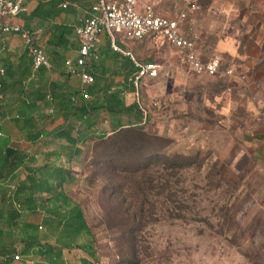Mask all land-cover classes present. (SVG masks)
<instances>
[{"label":"rangeland","instance_id":"374dc122","mask_svg":"<svg viewBox=\"0 0 264 264\" xmlns=\"http://www.w3.org/2000/svg\"><path fill=\"white\" fill-rule=\"evenodd\" d=\"M138 1L167 17L187 8L186 0ZM188 13L202 33V23ZM210 20L223 36L242 38L234 35L230 21ZM130 42L134 58L158 64L161 75L144 82L138 102L128 90L120 95L125 104L135 102L141 121L121 113L118 118L127 129L112 133L110 115L101 113L96 138L89 139L83 155L59 160L76 179L64 192L81 207L90 237H70L56 246L65 244L85 256L92 241L96 264H264V177L246 143L253 124L250 92L240 80L191 72L162 38ZM198 51L202 56V43ZM222 65L226 69L233 62L224 58ZM134 129H140L143 140L132 134ZM174 156L200 164L174 169L171 179L177 191H187L182 198L186 206L199 207L196 215L174 219L149 211L140 216L133 207L173 205L154 196L146 198L151 205L143 204L128 190L122 170L153 157L163 169ZM166 171L172 172L161 170L162 176Z\"/></svg>","mask_w":264,"mask_h":264},{"label":"crops","instance_id":"0c3cea01","mask_svg":"<svg viewBox=\"0 0 264 264\" xmlns=\"http://www.w3.org/2000/svg\"><path fill=\"white\" fill-rule=\"evenodd\" d=\"M195 1L196 10L191 12V15L195 16L200 24L202 23V33L194 29L192 19L188 17L189 20L181 24L183 34L186 37L193 35L197 37V50L198 43H202V56L199 51L198 53L203 61H208L214 58L213 56L219 57L221 69L233 71L232 76L223 77L242 81L250 92L253 124L247 133L246 143L251 150L254 163L264 177V124L254 120L255 108L264 100V0ZM94 2L96 0H24L26 11L5 20L25 29L37 31V41L44 50L50 67L36 72L32 69L30 57L26 53L21 38L15 34L2 35L0 27V66L4 69V74L0 76V133L2 134L0 137V199L4 196L13 197L16 185L24 182L26 178L22 167L14 168L9 165L6 154L12 149L13 143L25 142L30 135L29 129L19 131L11 122L13 116L28 118L34 113L29 110L32 107L31 100L28 102L25 97L22 98L21 91L35 90L38 87L49 89L54 86L59 89L56 95L64 97L81 85L78 77L68 76L65 73L64 61L77 56L78 44L74 29ZM63 4H66L65 8L62 7ZM213 17L230 21L231 29H236L234 35L236 37L240 35L242 38L231 39L226 37L229 35L223 36L222 31L217 32L215 25L210 22ZM187 25L189 27H186ZM130 43L122 38L119 40V44L128 51L131 50ZM95 52L98 60L90 63L88 73L100 83H105L110 91L118 94L120 99V95L126 90L132 93L131 79L135 68L128 57L113 52L109 48L105 33L101 34ZM224 58H230L233 65L223 68ZM21 98L25 100L26 108L20 104ZM50 102L49 98L48 106L44 110L40 107L38 113L45 115L56 113ZM51 143H54V148L48 149ZM63 144H65L64 139L47 132L41 133L39 141L34 144L38 147L34 163L38 165L57 161L55 156L48 155ZM44 147L46 149L43 151ZM47 207L52 206L47 205ZM55 218L46 215L44 217L46 222L41 229L42 233L49 236L48 243L54 249H60V246H56L58 240H69L70 237L76 239L87 234L80 232L74 236L68 235L61 226L57 228L59 221ZM0 227H5L3 219L0 220ZM38 235H31L30 238H36ZM44 243L42 242L35 249L34 247L29 249L26 256L20 258L19 264H50L49 247ZM17 247L21 248V246ZM33 250L37 253L33 254ZM66 251L61 248L60 261L64 264L69 262L94 264L87 255L81 256L80 251L72 249V254H67ZM73 254L76 256L72 257Z\"/></svg>","mask_w":264,"mask_h":264},{"label":"trees","instance_id":"16d2710c","mask_svg":"<svg viewBox=\"0 0 264 264\" xmlns=\"http://www.w3.org/2000/svg\"><path fill=\"white\" fill-rule=\"evenodd\" d=\"M58 91L59 89L54 86L49 89L45 87H38L35 90L24 89L21 91L22 98L25 97L28 102L31 100L32 107L29 110L34 113L28 118L12 117L14 128L19 131L29 129L30 135L25 142L13 143L12 149L6 153L9 165L14 168L22 167L26 178L24 182L16 185L13 197L4 196L0 199V206H3L0 207V220L5 221V227H0V257L7 258L6 261L0 260V264H19L20 258L26 256L29 249L39 246L42 242L49 247L50 264H64L60 261L61 248L66 249L67 254H72L73 251L65 244L60 245V249L51 247L48 243L49 236L41 231L42 225L46 222L44 217L46 215L57 217L59 221L57 228L61 226L68 235L74 236L86 232L90 237V229L81 207L64 192V186L72 184L76 179L69 169L59 164V160H77L83 155L89 139L96 138L97 118L101 113L110 115L112 133L119 129H127L118 118L121 113H128L129 116L135 117L136 121L143 119L134 101L125 104L116 92L110 91L105 83L102 84L95 78L91 85L81 84L64 97L57 96ZM22 98L20 104L26 108L25 100ZM49 98L50 105L56 113L39 114L40 107L44 110L48 106ZM44 132L64 139L65 144L48 155L55 156L57 161L36 165L34 158L38 147L34 144ZM140 132V129H134L132 132L137 140L144 138ZM101 136L103 139L105 132H102ZM168 159L170 164L163 169L158 165V157H153L145 164L138 165L136 169L122 170L126 181L130 183L128 190L134 197H142L143 204L151 205L146 198L154 196L162 197L168 204L173 205V207H154V204L152 207H133L140 216H145L150 211L156 216L166 214L174 219H182L199 208L186 206V199L182 198L187 191L181 189L177 191L171 186V179L176 176L174 169L185 170L192 163H196L198 167L200 164L187 162L179 156ZM181 161L183 163L180 165ZM161 170H172V172L166 171L162 176ZM35 234L39 235L30 238ZM86 247V255L96 264L92 241H89ZM14 255H19L18 261L13 260ZM71 256L74 257L76 254Z\"/></svg>","mask_w":264,"mask_h":264},{"label":"built area","instance_id":"2783aa9c","mask_svg":"<svg viewBox=\"0 0 264 264\" xmlns=\"http://www.w3.org/2000/svg\"><path fill=\"white\" fill-rule=\"evenodd\" d=\"M186 5V10L180 11L174 17H167L160 15L151 5H141L138 0H96L74 29L78 44L77 56L64 61L65 73L78 77L82 85H91L94 78L87 70L91 62L98 60L95 48L100 42L101 34L105 33L109 48L128 57L135 68L131 83L136 102L139 100L144 82L159 78L161 67L153 62H138L130 51L119 44L120 38L126 41L162 38L175 50L179 62L191 72L213 77L232 76L231 69H221L218 58L203 61L197 50V37L194 35L186 37L183 34L181 24L188 19V12L196 10V1L186 0ZM62 7L65 8L66 4ZM23 11H26L24 0H0L1 33L15 34L21 38L35 72L42 68L47 69L50 64L37 41V31L5 21ZM3 74L4 69L0 66V76ZM254 120L264 124V100L256 106ZM19 258V255L13 256L14 261H18ZM0 260L6 261L7 258L0 257Z\"/></svg>","mask_w":264,"mask_h":264}]
</instances>
